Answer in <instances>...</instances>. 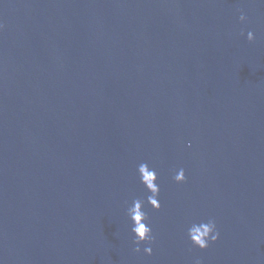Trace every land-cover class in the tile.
<instances>
[{"label": "water", "instance_id": "obj_1", "mask_svg": "<svg viewBox=\"0 0 264 264\" xmlns=\"http://www.w3.org/2000/svg\"><path fill=\"white\" fill-rule=\"evenodd\" d=\"M198 260L264 264V0H0V264Z\"/></svg>", "mask_w": 264, "mask_h": 264}, {"label": "clouds", "instance_id": "obj_2", "mask_svg": "<svg viewBox=\"0 0 264 264\" xmlns=\"http://www.w3.org/2000/svg\"><path fill=\"white\" fill-rule=\"evenodd\" d=\"M240 20L244 21L245 16L241 14ZM248 41H253L255 36L253 32L247 33ZM137 175L139 182L144 186L146 192V202L153 209L159 210L161 204L159 202L160 186L158 184V174L155 168L150 167L148 163H140L137 167ZM173 179L177 183H183L186 179L185 172L179 169ZM145 200L142 198H135L132 205L128 209L129 219L132 221L131 232L134 235L133 243L136 245L135 251L140 252V245H147L144 247V252L148 255L152 254L151 245L155 242V237L152 228L149 226V219L147 213L144 211ZM187 237L192 245L205 250L210 243H214L219 238V231L215 219H208L206 222L201 221L198 227H189L187 229ZM196 264H200L198 260Z\"/></svg>", "mask_w": 264, "mask_h": 264}]
</instances>
